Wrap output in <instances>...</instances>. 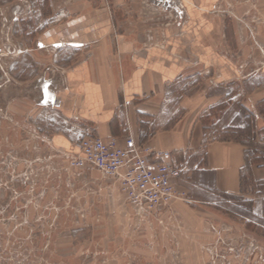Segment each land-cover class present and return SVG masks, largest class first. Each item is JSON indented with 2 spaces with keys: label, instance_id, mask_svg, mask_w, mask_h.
<instances>
[{
  "label": "rangeland",
  "instance_id": "obj_1",
  "mask_svg": "<svg viewBox=\"0 0 264 264\" xmlns=\"http://www.w3.org/2000/svg\"><path fill=\"white\" fill-rule=\"evenodd\" d=\"M192 1L210 10L215 48L226 59L182 80L175 95L207 97L197 111L208 139L239 140L252 161L262 159L264 0ZM79 4L0 0V262L264 264V211L253 212L251 198L202 188L194 154L176 161L181 175L174 184L185 200L147 213L116 180L71 168L54 146L48 83L63 74L46 38L62 32L57 26L75 17ZM224 65L230 76L216 81ZM245 179L246 194H264V183L248 173Z\"/></svg>",
  "mask_w": 264,
  "mask_h": 264
},
{
  "label": "crops",
  "instance_id": "obj_2",
  "mask_svg": "<svg viewBox=\"0 0 264 264\" xmlns=\"http://www.w3.org/2000/svg\"><path fill=\"white\" fill-rule=\"evenodd\" d=\"M166 1L79 0L76 16L57 26L62 32H50L46 42L58 50L48 55H58L63 74L48 83L53 144L73 150L85 135L98 134L120 146L132 137L169 150L175 162L194 154L202 188L251 198L253 212L264 211V194L249 196L245 188L247 173L264 183V155L252 161L245 143L208 139L197 111L207 97L175 95L182 80L226 59L215 48L210 10L192 0L184 7ZM230 71L221 67L216 81Z\"/></svg>",
  "mask_w": 264,
  "mask_h": 264
},
{
  "label": "built area",
  "instance_id": "obj_3",
  "mask_svg": "<svg viewBox=\"0 0 264 264\" xmlns=\"http://www.w3.org/2000/svg\"><path fill=\"white\" fill-rule=\"evenodd\" d=\"M64 155L71 168H95L116 180L131 203L147 213L185 200L174 184L181 169L169 150L152 148L132 137L120 146L116 139L87 134Z\"/></svg>",
  "mask_w": 264,
  "mask_h": 264
},
{
  "label": "trees",
  "instance_id": "obj_4",
  "mask_svg": "<svg viewBox=\"0 0 264 264\" xmlns=\"http://www.w3.org/2000/svg\"><path fill=\"white\" fill-rule=\"evenodd\" d=\"M258 160V159H257ZM260 161V160H259ZM261 162V161H260Z\"/></svg>",
  "mask_w": 264,
  "mask_h": 264
}]
</instances>
